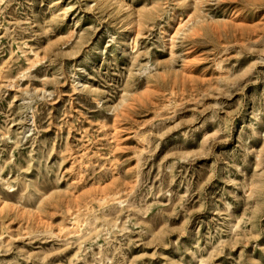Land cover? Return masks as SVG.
I'll use <instances>...</instances> for the list:
<instances>
[{"label":"rangeland","instance_id":"374dc122","mask_svg":"<svg viewBox=\"0 0 264 264\" xmlns=\"http://www.w3.org/2000/svg\"><path fill=\"white\" fill-rule=\"evenodd\" d=\"M0 264H264V0H0Z\"/></svg>","mask_w":264,"mask_h":264}]
</instances>
